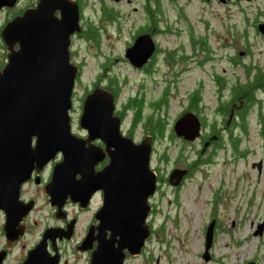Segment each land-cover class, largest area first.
<instances>
[{"label": "rangeland", "instance_id": "rangeland-1", "mask_svg": "<svg viewBox=\"0 0 264 264\" xmlns=\"http://www.w3.org/2000/svg\"><path fill=\"white\" fill-rule=\"evenodd\" d=\"M34 2L18 0L14 6L0 9V28L16 11ZM147 4L154 9L161 29L166 30L157 35L165 48L178 46L180 42L186 44L189 32L193 36L202 35L208 43L209 58L204 67L200 68L193 62L190 70L172 84L167 103L158 111V116L166 122L165 135L153 142L150 163L159 164L165 172L174 163L178 150L184 147L186 156L190 157L195 148L183 143L178 146L179 141L171 137L172 122L185 106L189 92L197 84H202L207 101L205 112L210 119L217 99L216 74L225 75L230 83L246 78L247 68L251 71L254 67L264 70V37L250 22L254 19L260 22L264 18V0H239L229 4L218 0H159L158 9L155 0H81L82 23L96 26L99 36L95 43L75 35L70 43V59L80 65L70 111L73 132H82L83 128L78 125L81 100L97 74L101 75L103 82H108L110 78L117 80L119 90L115 104L119 110L123 109V103L128 98L136 96L142 99V76L130 64L124 51L145 23ZM239 50L245 52L241 54ZM5 59L6 48L0 37V62ZM157 67L164 70L166 63ZM155 75L159 84H153L149 78L145 80L146 100L162 93L164 81L161 79L164 75L160 71ZM149 110L141 107L142 117ZM130 119L131 110L124 109L123 131ZM245 122L246 131L236 129L235 134L240 135L234 137L232 134L228 139L240 138L238 150L242 154H234L229 162L221 163L222 156H232L233 152L230 148L220 149L206 169L198 167L179 188L162 184L153 197L155 209H151L147 216L153 228L151 235L141 252L127 255L124 264H238L249 260L264 264V227L261 234L253 233L257 224L264 222V170L258 171L256 166L251 165L252 161L264 157L263 138L259 134L260 120L255 108L250 109ZM141 131V125L133 128L137 141L142 136ZM162 152L166 154L167 161L158 160L163 157ZM43 173L46 176L47 170ZM34 186L33 183L25 185L27 195L36 194ZM37 195L35 218L39 221L35 224L34 233L19 241L3 264H18L42 223L50 219H45L48 214L47 199L41 193ZM86 219L88 215L80 216L78 229L84 227ZM211 219L215 220L213 239L210 256L204 260L205 228ZM0 241H4V235ZM72 244L73 241H70L65 246L67 261L63 264H89L87 255L76 251Z\"/></svg>", "mask_w": 264, "mask_h": 264}, {"label": "water", "instance_id": "water-1", "mask_svg": "<svg viewBox=\"0 0 264 264\" xmlns=\"http://www.w3.org/2000/svg\"><path fill=\"white\" fill-rule=\"evenodd\" d=\"M17 1L0 0V9L12 7ZM81 29L77 0H37L0 28L6 48L5 63L0 64V208L8 212L4 225L7 246H11L23 233L14 228L15 220L9 215L18 207L21 183L31 177L34 167L39 171L60 152L62 157L54 163L44 185L50 202L61 209L70 197L86 205L91 192L102 188L98 243L91 251L90 264H124L126 255H138L151 235L147 222L152 208L149 197L156 189V173L150 167L152 136L145 134L136 142L123 134L121 117L115 113V95L99 85L82 102L79 126L87 134L72 131L70 110L79 66L70 59V43L72 35ZM257 29L264 34V21L257 24ZM154 46L149 32L139 33L125 48L124 55L132 66L138 67ZM172 129L175 135L192 140L200 134L199 117L186 111L174 120ZM95 137L105 142L109 156L98 170L94 166L105 152L92 143ZM256 164L260 167V162ZM186 171L173 168L170 183L177 185ZM35 181H39V176ZM31 202H27L28 208ZM214 224L211 219L205 228L204 260L210 256ZM263 227L264 222H259L253 233L261 234ZM105 229L110 231L108 237ZM46 235L47 231L28 250L21 264L57 262V254L48 256ZM87 236L85 242L89 240ZM79 247L83 250L88 245ZM4 255L5 250H1L0 263Z\"/></svg>", "mask_w": 264, "mask_h": 264}, {"label": "flooded vegetation", "instance_id": "flooded-vegetation-1", "mask_svg": "<svg viewBox=\"0 0 264 264\" xmlns=\"http://www.w3.org/2000/svg\"><path fill=\"white\" fill-rule=\"evenodd\" d=\"M37 0L33 4L36 3ZM239 0H226L225 2L229 4L230 2H238ZM32 4V5H33ZM80 7V3H79ZM146 20L145 23L142 24V26L139 28L140 31L138 33H146L149 32L155 42V46L149 57L146 61L142 62V64L136 69L141 74V92L143 93L142 99H140L142 107L149 108V112H146L143 115V118L145 119L147 115L151 112H155V105L157 102H161V106L163 107L167 103V97L170 94V87L172 84H175L179 81L181 74H183L185 71L190 70V65L193 64V62L199 66L200 68L204 67V63L208 61V43L207 40L204 39L202 35L194 34V36L189 32V35L187 36V43L184 44L183 42L178 43V46H170L165 48V46H162L160 42L157 39V35L166 32L161 29V26L158 23V19L155 16V11L151 10L150 13H146ZM261 21H264V18L261 19ZM260 21V22H261ZM251 25H254V28L257 29V24L259 23L258 20L254 19L251 20ZM80 23L83 28L82 23V14H81V7H80ZM245 33L247 32V29L244 30ZM259 32V31H258ZM79 33V32H78ZM78 33H75L72 35L79 36ZM261 36L264 37V34L259 32ZM136 35V34H135ZM71 37V40H72ZM80 37V36H79ZM128 46V45H127ZM186 47V48H185ZM188 48V49H187ZM241 54H243L244 50H239ZM6 60V59H5ZM4 62H0L1 65H3ZM163 63H166V67L164 70H160L157 65H162ZM79 71H80V65ZM258 69L254 67V69L249 73L246 78L242 80V82L246 81L249 77V79L253 78L257 73ZM79 71L77 73L76 78L79 76ZM162 72L164 75V78L161 79L164 81V86L162 88V93L160 96H152L149 99H145V80L146 78L151 79L153 84H159V79H155L157 72ZM262 71V70H261ZM264 71V70H263ZM101 75L97 74L96 79H94L91 87L87 88L85 90V93L81 100V109H82V102L85 97V95L91 91L96 85L106 87L107 82H103L101 79ZM101 79V80H100ZM76 80V79H75ZM218 91L216 92V104L214 105V108L212 109L211 118L208 119L207 113L205 112V109L207 108V101L204 99V93H203V87L202 84L199 83L196 85L195 88H193L189 92V96L187 98L185 106L180 110V112L176 115L175 119L180 116L182 113L186 111L195 112L200 120V134L196 136L192 140H186L181 136L175 135L172 129L171 125V137L174 139H177L179 141L180 146L182 143L189 146H194L195 148L192 151V155L190 157L186 156V153L184 152V147L178 150V154L174 158V163L171 164V167L168 168L165 172H163V169L158 165L154 163H150V167L155 171L156 173V189L155 192L149 197V202L151 203L152 210L155 209V201L153 200V197L155 196L156 192L159 190V188L162 186L163 183L167 184L170 187L173 188H179L181 184L187 179L192 176L194 171L198 169V167H204L203 169H206L208 165H210L214 159L215 155L220 149L230 148V150L233 152L232 156L226 155L221 157V163H226L230 161V158L233 157L234 154H242L239 153V147L238 143L240 141V138H234V140L228 141L229 137L233 134L234 137L239 136L240 134L236 135L235 130L243 129L246 131V128L243 127V125H246V120L248 113L251 108H255L256 110V116L260 120V128H259V134L263 138L262 147L264 148V86H259L253 90V94L251 97V104L247 107L243 100L241 99V96L239 95L238 99L231 102L229 104V109H221L223 105L229 100L230 95V87H217ZM195 94L194 98L192 96ZM227 94V95H226ZM116 100V97H115ZM72 111V110H70ZM81 113V111H80ZM115 113H117L121 117V124L124 119V112L122 110H119L117 106H115ZM80 115V114H79ZM72 119V118H71ZM78 123H79V116H78ZM79 125V124H78ZM133 128L131 125V119L128 122V125L126 129L123 131L121 128V131L123 134L130 135L134 141L137 142V140L134 138L133 135ZM82 132H79L78 135L85 136L87 134V130L83 128L81 130ZM77 134V133H76ZM141 138L148 133H145L141 131ZM165 135V134H164ZM140 138V139H141ZM157 138L152 137V149H151V156L154 151L153 149V142ZM238 139V140H237ZM139 141V140H138ZM228 141V143H227ZM92 143H94L96 146H101L102 151L105 152V155L100 159L94 166L95 170H98L102 168L109 160L108 154H106V148H105V142L99 138L95 137L92 140ZM235 150H238L237 153H234ZM163 157L157 156L158 160L160 161H167V156L162 152ZM150 156V159L152 157ZM62 154L59 152L56 155V158L54 160H51L47 162L45 165L41 167L39 171H37L36 167L33 168L31 171V177L21 183L20 186V192H19V199L18 207L13 211L9 212V215L13 217V220H15L14 228L17 231L23 230L22 234H19V237L11 243V246H7V239L8 234H6L5 229V220L8 212L6 213V210L0 208V238L2 235H4V241H0V251L5 250V255L2 260V262L8 257L10 254L12 248L21 240H23L25 237H28V235L34 233V227L35 224L38 223V219L35 218V214L37 213L36 205L38 203L39 196L38 193H41V196H44L47 199L48 203V214L45 219L50 217L49 220H45L42 223V226L38 232V234H35V238L29 245L26 247L25 253L21 256V260L18 264H21L22 261L28 256V250L32 248L34 245H36L39 241L43 239L44 232L47 231V235L45 237V248L48 253V256H54L57 254V262L52 264H63L67 261V258L65 257V246L68 242L73 241L72 247L76 251H82L84 252L88 257V262L90 264V254L92 249H94L97 246L98 243V232H99V209L103 204L104 201V190L102 188H97L94 191L91 192L89 199L87 200L86 205H81L80 201H72L70 197H67L64 204L62 205L61 209H58L56 205L52 204L49 200V195L44 190L45 183L50 179L51 171L54 163L61 159ZM264 158V157H263ZM260 158L259 161H252L251 165L257 167V162H260V167H257L258 171L264 170V159ZM157 160V161H158ZM186 168V173L181 177L179 183L177 185H172L169 181V174L170 171L175 168ZM47 170L46 176H44V170ZM36 176H39V181L36 182L35 178ZM35 184L34 189L36 188L37 192L36 194H26L28 192V189H25V185L27 184ZM29 201H32V206L28 208ZM150 213V212H149ZM86 214L88 215V219H86L84 227H79V221L80 216ZM149 215V214H148ZM19 218V219H18ZM150 224L151 231H152V225ZM215 225V224H214ZM80 231V233H79ZM101 233V232H100ZM110 231L105 229V237L109 236ZM88 235V236H87ZM89 238L86 242L84 241L85 237ZM99 236V235H98ZM84 241V242H83ZM81 244L88 245L87 249H80ZM129 255V254H127ZM126 255V256H127ZM47 261V260H46ZM46 261L43 260V263ZM0 264H3V263Z\"/></svg>", "mask_w": 264, "mask_h": 264}, {"label": "trees", "instance_id": "trees-1", "mask_svg": "<svg viewBox=\"0 0 264 264\" xmlns=\"http://www.w3.org/2000/svg\"><path fill=\"white\" fill-rule=\"evenodd\" d=\"M77 1L78 3L81 2V0H77ZM155 1L157 4V9H158V7L160 6L159 0H155ZM32 4L33 3H29L26 6L32 5ZM23 8H20L18 11H16V13L21 12ZM145 8H146V13L147 11L148 13H150L151 10H154V9H151V6H149V4L145 5ZM106 14L110 15L111 13L106 12ZM139 31L140 29H138L135 34H139L138 33ZM78 35L85 40L86 39L93 40L96 43L98 36H99V29L96 26L92 25L91 23L87 22L86 24H84L83 28L78 33ZM208 58H209V54H208ZM256 71H257L256 72L257 74L252 79L251 78L249 79L248 77V79L244 82H242L241 79H235V80L230 81L229 83L228 78L225 75L216 74L214 76V80L216 82L217 87H228L229 86L231 89L229 100L223 105V107H221V109L228 110L229 104L237 100L239 98L238 97L239 95L241 96V99L243 100L244 104L247 107L251 104V97L253 94V90L259 86H262V85L264 86V71H261V70H256ZM246 73L248 76L249 73H251V68H247ZM105 88L110 89L114 93L115 97H117L119 86H117V80L115 78H110ZM194 96L195 94L192 96V98H194ZM141 107H142V104H141L139 97L133 96L131 98H128L127 101L123 103L122 111L124 112V109L131 110L132 127L141 125L142 131L150 134L153 138H160V136H163L165 134L166 122L164 121L162 117L158 116V113H159L158 111L162 107L161 102L159 101L156 103L155 112L153 111L149 113L145 119L142 117ZM243 127L246 128V125L244 124Z\"/></svg>", "mask_w": 264, "mask_h": 264}]
</instances>
